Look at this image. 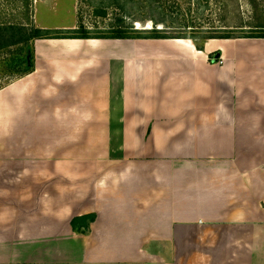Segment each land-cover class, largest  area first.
<instances>
[{
  "label": "rangeland",
  "instance_id": "1",
  "mask_svg": "<svg viewBox=\"0 0 264 264\" xmlns=\"http://www.w3.org/2000/svg\"><path fill=\"white\" fill-rule=\"evenodd\" d=\"M101 8L105 14L97 15L96 9ZM118 18L123 20L124 25H133V28L144 29L148 24L150 27L163 28L170 35L183 37L168 39L188 40L196 49L203 50L208 42H212L211 47H214L225 39L263 34L264 0H0V25L21 24L27 27L66 30L82 24L95 32H107L117 25ZM136 23H139L140 27H137ZM48 39L68 38L35 39L29 42L32 49H21L22 58L26 56L29 60L30 54L33 56V68L29 73L38 67L36 56L44 60L41 58V43H49ZM93 39L99 41L98 44H118L119 49L132 43V40H137ZM224 46L229 48L234 45L227 43ZM19 47L18 44L0 49V195H6L0 202V264L164 262L157 259L156 255L157 249L164 250L165 247L160 246L158 236L153 235L155 232H163L162 228H159L163 227L160 224L162 221H151L147 225L150 228L147 232L152 233L148 235L152 252L150 251L149 255L139 252L135 258L134 253L137 255V250L143 249L145 245L143 239L146 235L135 237L137 246L132 253L133 241L128 242L132 238L125 231L135 223L136 229L141 228L143 223L132 218L114 221L108 216L112 210L109 208L111 201L115 204L119 198L120 202L114 206L120 207L116 212L128 211L129 215H132L134 210H137L126 196V191H136L138 185L127 182L125 178L111 176V171L105 170L110 167L118 170V166L128 162L131 166L136 165L139 163L133 159L143 158L142 154L127 155L125 152L118 155L117 152H111L110 125L93 122V116L111 113L109 108L107 110L109 100H94L89 92L79 89H70V92L65 94L56 90L58 86L47 87L46 81L43 84L45 86L42 85L37 92L27 93L18 81L29 73L7 72L6 62L3 60L12 53H17ZM110 47L112 48L109 50L115 51L116 46ZM80 49L79 52L84 51L82 46ZM55 52L61 51L55 48ZM209 59L214 64H221V51H212L209 53ZM100 85L98 82L94 87ZM85 95H91L90 100L83 99ZM145 125L149 133L151 125ZM144 129L146 130V127ZM100 135L105 138L101 139ZM176 140L175 145L180 143L185 147L193 146L190 140L184 139L182 131ZM100 145L105 155H100L98 150L96 155L90 153ZM155 156H146L152 161L151 170L155 167H177L182 175L179 181L184 187H189L190 179L194 183L197 182V177L189 176L185 171L186 167H206L205 156L167 155L161 163ZM95 163L99 164L98 167H94ZM161 172L164 176V172ZM156 176L158 174L154 172L151 179ZM170 179L167 184L162 181L163 184L159 187L157 182L153 184L154 181L147 186L149 190L145 195L147 199L144 200L148 205L147 210L159 211V205L156 203L159 195L164 196V201L169 203V195L177 186L175 183L171 184ZM126 183L132 187L127 188ZM119 186L124 188L118 189ZM141 190L138 196L140 195L139 199L142 201ZM102 191V196L96 200ZM192 194L188 191L186 197L182 198L185 203L184 213L191 211L189 203L192 202ZM138 196L135 195V200ZM122 197H125L124 200ZM195 200L198 203L197 198ZM206 200L210 202L213 198ZM172 201L173 199L170 202ZM200 206L201 208L197 207L191 213L193 218L201 215L202 211L206 213L205 208L208 205L205 203L204 209L202 204ZM79 213H94L95 219L86 230L74 231L69 222ZM169 223L172 225L174 221L169 220ZM198 228L205 230V226ZM188 232L191 235L186 237L185 242L189 245L182 247V252L180 247L174 246L166 251L167 253L162 251L164 260H170L174 264V248L179 258L181 254L185 257L184 261L190 260L193 252L206 254V246L200 245L203 239L198 237V244V241L194 243L193 239L197 238V233L201 231ZM161 239L169 240L168 234Z\"/></svg>",
  "mask_w": 264,
  "mask_h": 264
},
{
  "label": "crops",
  "instance_id": "2",
  "mask_svg": "<svg viewBox=\"0 0 264 264\" xmlns=\"http://www.w3.org/2000/svg\"><path fill=\"white\" fill-rule=\"evenodd\" d=\"M48 41L41 43L44 60L36 56L38 67L18 81L21 88L35 93L46 81L47 87L58 86L56 90L65 94L70 89H79L89 92L94 100H109L106 107L111 113L93 116L96 124L110 125L109 149L118 155L125 152L143 155L141 159H133L139 164L131 166L128 162L118 166V170L112 167L105 170L111 171V176L138 185L136 191H126L137 210L132 215L128 211L116 212L120 207L114 206L120 202L119 198L115 204L111 201L108 215L114 221L132 218L143 223L141 228L136 229L135 223L125 231L132 238L128 242L133 241L132 253L137 246L135 237L146 235L143 249L137 250L134 257L139 252L144 255L152 252L148 237L152 233L147 232L150 229L147 225L158 220L162 221L163 227L159 228L163 232L153 235L165 247L157 249V259L164 261L158 264H173L163 259L162 251L167 253L174 246L182 252V247L189 245L185 242L191 235L189 230L201 231L193 239L194 243L203 239L200 245L206 246V254L193 252L192 258L184 261L185 257L181 254L179 258L174 248V264H264V37L225 39L214 47L208 42L203 50L184 39H137L121 50L118 44L103 45L97 40L89 43V39ZM227 43L234 46L225 48ZM81 46L84 51L79 52ZM110 46H116L115 51L109 50ZM55 48L61 52H55ZM216 49L221 51V64L209 59V53ZM98 82L101 85L95 88ZM91 95L83 99L90 100ZM145 124L151 125L149 133ZM181 131L184 139L193 143L192 147L174 144ZM97 150L105 155L101 145L90 153L96 155ZM149 154L156 155L159 163L167 155L205 156L206 167H186L189 176L197 177L196 183L190 179L189 187L181 186L182 175L177 167H155L153 171L158 176L152 180V161L146 157ZM98 165L95 163L94 167ZM168 179L177 184L169 195L173 201L167 203L159 195L156 202L159 211L147 210L144 202L147 186L154 181L159 187L162 181L167 184ZM140 189L142 201L138 196ZM188 191L193 193L191 211L184 213L182 198ZM102 194L103 191L96 200ZM5 197L1 194L0 202ZM206 198L213 200L209 202ZM203 203L208 205L206 213L202 211L193 218L191 213L201 208V204L204 209ZM81 214L84 213L77 215ZM169 220L174 221V227ZM202 226L205 230L198 228ZM166 234L169 240L163 241L161 237Z\"/></svg>",
  "mask_w": 264,
  "mask_h": 264
},
{
  "label": "trees",
  "instance_id": "3",
  "mask_svg": "<svg viewBox=\"0 0 264 264\" xmlns=\"http://www.w3.org/2000/svg\"><path fill=\"white\" fill-rule=\"evenodd\" d=\"M97 15L105 14L103 8L96 9ZM133 25H124L121 18L117 19V25L107 32L92 31L82 24L77 27L66 30H51L40 27H27L21 24H1L0 25V49L9 48L14 45H20L17 53H12L7 59L5 71L10 73H29L33 68V56L30 54L29 60L22 58L21 49H32L31 41L42 38H77V39H168L183 38L182 36H173L163 28H133ZM245 37H264L263 34L245 36ZM4 62V63H5ZM95 219L94 213L77 215L71 218L70 226L74 231L86 230Z\"/></svg>",
  "mask_w": 264,
  "mask_h": 264
},
{
  "label": "bare ground",
  "instance_id": "4",
  "mask_svg": "<svg viewBox=\"0 0 264 264\" xmlns=\"http://www.w3.org/2000/svg\"><path fill=\"white\" fill-rule=\"evenodd\" d=\"M136 24H137V27H140L139 23H136ZM147 27H150V25L148 24ZM88 42L93 43V42H95V39H89Z\"/></svg>",
  "mask_w": 264,
  "mask_h": 264
},
{
  "label": "water",
  "instance_id": "5",
  "mask_svg": "<svg viewBox=\"0 0 264 264\" xmlns=\"http://www.w3.org/2000/svg\"><path fill=\"white\" fill-rule=\"evenodd\" d=\"M146 28H150V27H146Z\"/></svg>",
  "mask_w": 264,
  "mask_h": 264
}]
</instances>
